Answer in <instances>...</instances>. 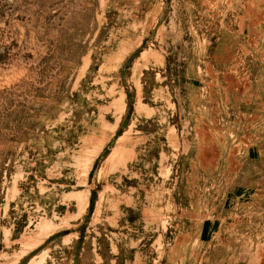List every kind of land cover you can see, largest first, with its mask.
<instances>
[{
    "label": "rangeland",
    "instance_id": "obj_1",
    "mask_svg": "<svg viewBox=\"0 0 264 264\" xmlns=\"http://www.w3.org/2000/svg\"><path fill=\"white\" fill-rule=\"evenodd\" d=\"M0 264H264V0H0Z\"/></svg>",
    "mask_w": 264,
    "mask_h": 264
}]
</instances>
